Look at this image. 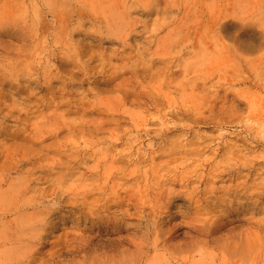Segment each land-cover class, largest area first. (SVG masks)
<instances>
[{
	"label": "rangeland",
	"instance_id": "obj_1",
	"mask_svg": "<svg viewBox=\"0 0 264 264\" xmlns=\"http://www.w3.org/2000/svg\"><path fill=\"white\" fill-rule=\"evenodd\" d=\"M0 264H264V0H0Z\"/></svg>",
	"mask_w": 264,
	"mask_h": 264
}]
</instances>
